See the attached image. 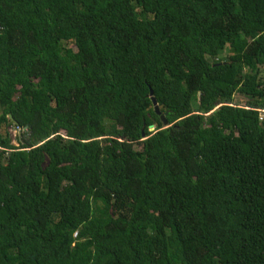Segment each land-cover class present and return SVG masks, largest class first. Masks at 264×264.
<instances>
[{"label":"trees","instance_id":"16d2710c","mask_svg":"<svg viewBox=\"0 0 264 264\" xmlns=\"http://www.w3.org/2000/svg\"><path fill=\"white\" fill-rule=\"evenodd\" d=\"M0 264H264V0H0Z\"/></svg>","mask_w":264,"mask_h":264},{"label":"water","instance_id":"95a60500","mask_svg":"<svg viewBox=\"0 0 264 264\" xmlns=\"http://www.w3.org/2000/svg\"><path fill=\"white\" fill-rule=\"evenodd\" d=\"M150 94L152 95V90L150 91ZM152 99H153V102H154L155 109H156L157 113L160 114L159 106H158L156 100L153 97H152ZM10 117L12 118V116H10ZM161 119L163 120V123L165 125L168 124V121H167V119L164 118V115L163 114H161ZM155 127H156L155 124H150V126H149L150 131H154L155 130Z\"/></svg>","mask_w":264,"mask_h":264},{"label":"rangeland","instance_id":"374dc122","mask_svg":"<svg viewBox=\"0 0 264 264\" xmlns=\"http://www.w3.org/2000/svg\"><path fill=\"white\" fill-rule=\"evenodd\" d=\"M9 131L11 133V137H12L13 142L16 143L17 129H14L13 127H10Z\"/></svg>","mask_w":264,"mask_h":264}]
</instances>
